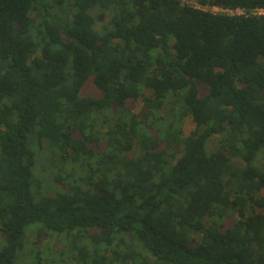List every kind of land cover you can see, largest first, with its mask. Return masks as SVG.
<instances>
[{
  "label": "trees",
  "instance_id": "16d2710c",
  "mask_svg": "<svg viewBox=\"0 0 264 264\" xmlns=\"http://www.w3.org/2000/svg\"><path fill=\"white\" fill-rule=\"evenodd\" d=\"M197 1L0 0V264H264V0Z\"/></svg>",
  "mask_w": 264,
  "mask_h": 264
},
{
  "label": "rangeland",
  "instance_id": "374dc122",
  "mask_svg": "<svg viewBox=\"0 0 264 264\" xmlns=\"http://www.w3.org/2000/svg\"><path fill=\"white\" fill-rule=\"evenodd\" d=\"M184 1L194 5L196 7L203 8L202 6L199 5L197 0H184ZM204 8H206V7H204ZM206 10H210V11L212 10V12H214V13H219V8L214 9V8L207 7ZM100 13H101V10L98 8L95 9L94 11H92L93 15H97ZM205 91H206V88L203 87L201 89V92L204 94ZM99 93L100 92L95 87L94 83L90 82V83H88V85L84 89V92L82 93V95H84V96H96ZM141 106H142V102H139L137 105V108L140 109ZM170 109H171V104H166V106L164 107V109L162 111V114H167L170 111ZM193 127H194V124H193L191 118L187 117L186 120L184 121V125H183L185 135H188L189 132L191 131V129H193ZM218 140H219V137L218 136L215 137L211 141V143L209 144V149H212L216 144H218ZM138 154H140V152ZM134 155H136V153H134ZM258 160H259L260 165L264 164V154L261 153L259 155ZM66 168L68 170V166L65 167V170H66ZM53 172L57 173V169L53 168L52 173ZM50 173H51V171H50L49 167L44 166L42 163H39L37 165V170H36L37 179H41L43 181V183L44 182L47 183V185H49L50 187H53L52 189H54L56 184H54V182L51 181V179H50L51 174ZM29 238L31 241H33V242L35 241V237L29 236ZM29 247H30V245H29ZM28 250H29V248H27V252H28ZM66 250H67L66 240L62 237L56 236L52 240L48 241L47 246L45 247V251H44V259L47 260L48 258L52 257L53 259H55V261H59L60 260L59 252H66ZM18 254H19V252H18ZM17 259H18V256H17ZM34 260H35L34 256H29L28 254L23 255V258L21 260V264H32ZM16 261L18 264V260H16Z\"/></svg>",
  "mask_w": 264,
  "mask_h": 264
},
{
  "label": "built area",
  "instance_id": "2783aa9c",
  "mask_svg": "<svg viewBox=\"0 0 264 264\" xmlns=\"http://www.w3.org/2000/svg\"><path fill=\"white\" fill-rule=\"evenodd\" d=\"M204 9H207L204 8ZM216 9V8H214ZM212 11V10H211ZM219 12L221 13H225V14H228V15H244L246 12L241 9V8H237V9H230V8H219ZM254 14H258V15H264V8H261V9H257L253 12Z\"/></svg>",
  "mask_w": 264,
  "mask_h": 264
}]
</instances>
